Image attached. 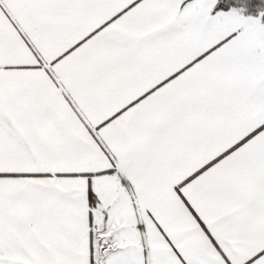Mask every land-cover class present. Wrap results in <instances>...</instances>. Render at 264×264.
Instances as JSON below:
<instances>
[{
  "label": "snow or ice",
  "instance_id": "snow-or-ice-1",
  "mask_svg": "<svg viewBox=\"0 0 264 264\" xmlns=\"http://www.w3.org/2000/svg\"><path fill=\"white\" fill-rule=\"evenodd\" d=\"M0 264H264V0H0Z\"/></svg>",
  "mask_w": 264,
  "mask_h": 264
}]
</instances>
